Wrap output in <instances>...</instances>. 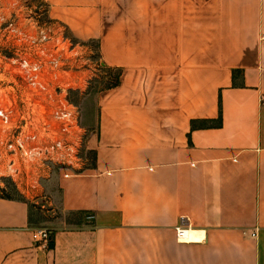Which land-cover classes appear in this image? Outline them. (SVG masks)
I'll return each mask as SVG.
<instances>
[{
  "label": "crops",
  "instance_id": "0c3cea01",
  "mask_svg": "<svg viewBox=\"0 0 264 264\" xmlns=\"http://www.w3.org/2000/svg\"><path fill=\"white\" fill-rule=\"evenodd\" d=\"M42 1L118 83L89 169L46 183L75 225L42 244L39 204L0 195V264H264V0Z\"/></svg>",
  "mask_w": 264,
  "mask_h": 264
},
{
  "label": "built area",
  "instance_id": "2783aa9c",
  "mask_svg": "<svg viewBox=\"0 0 264 264\" xmlns=\"http://www.w3.org/2000/svg\"><path fill=\"white\" fill-rule=\"evenodd\" d=\"M29 17L2 23L0 195L11 189L40 204L47 201L48 181L89 169L87 131L71 93L85 90L105 65L90 42L71 38L49 18ZM184 231L177 228L178 235ZM36 235L42 244L51 241L49 229L38 228Z\"/></svg>",
  "mask_w": 264,
  "mask_h": 264
},
{
  "label": "rangeland",
  "instance_id": "374dc122",
  "mask_svg": "<svg viewBox=\"0 0 264 264\" xmlns=\"http://www.w3.org/2000/svg\"><path fill=\"white\" fill-rule=\"evenodd\" d=\"M39 15L40 22L48 20L46 13V4L42 0H0V37L2 34V23L5 25V21L10 18H16L19 16L21 20L23 18L27 22L31 17L30 15ZM61 24V23H59ZM62 25V24H61ZM65 32L71 38L75 39L67 30ZM5 32L3 33V36ZM2 36V37H3ZM92 49L98 54L97 43L90 41ZM5 46L0 42V47ZM99 56V55H98ZM100 58V57H99ZM117 72L112 68L105 66L103 70L97 73L96 77H93L85 90L75 91L71 93L72 101L78 105L81 114V122L89 135V125L92 124L95 118L96 110V97L97 94L106 88L111 87L116 77ZM48 191V190H47ZM10 196H19L18 193L10 189ZM47 201L40 202L39 205H35V218L40 228L51 229L58 226H74L78 216L71 213H62L58 208L46 203ZM43 205V206H42Z\"/></svg>",
  "mask_w": 264,
  "mask_h": 264
},
{
  "label": "trees",
  "instance_id": "16d2710c",
  "mask_svg": "<svg viewBox=\"0 0 264 264\" xmlns=\"http://www.w3.org/2000/svg\"><path fill=\"white\" fill-rule=\"evenodd\" d=\"M117 83H118V76L116 77L114 84H117ZM79 221H82V220H79Z\"/></svg>",
  "mask_w": 264,
  "mask_h": 264
},
{
  "label": "bare ground",
  "instance_id": "6f19581e",
  "mask_svg": "<svg viewBox=\"0 0 264 264\" xmlns=\"http://www.w3.org/2000/svg\"><path fill=\"white\" fill-rule=\"evenodd\" d=\"M183 235H184V233H183Z\"/></svg>",
  "mask_w": 264,
  "mask_h": 264
}]
</instances>
